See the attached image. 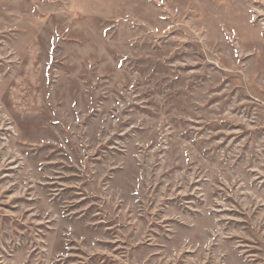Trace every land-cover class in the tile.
<instances>
[{
    "label": "rangeland",
    "instance_id": "374dc122",
    "mask_svg": "<svg viewBox=\"0 0 264 264\" xmlns=\"http://www.w3.org/2000/svg\"><path fill=\"white\" fill-rule=\"evenodd\" d=\"M0 264H264V0H0Z\"/></svg>",
    "mask_w": 264,
    "mask_h": 264
}]
</instances>
